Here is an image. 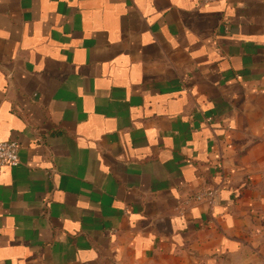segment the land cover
<instances>
[{"label": "crops", "instance_id": "0c3cea01", "mask_svg": "<svg viewBox=\"0 0 264 264\" xmlns=\"http://www.w3.org/2000/svg\"><path fill=\"white\" fill-rule=\"evenodd\" d=\"M0 140V264H264V0H0Z\"/></svg>", "mask_w": 264, "mask_h": 264}, {"label": "built area", "instance_id": "2783aa9c", "mask_svg": "<svg viewBox=\"0 0 264 264\" xmlns=\"http://www.w3.org/2000/svg\"><path fill=\"white\" fill-rule=\"evenodd\" d=\"M222 0H201L206 5ZM20 144L15 140H0V172L5 166L16 167L20 164ZM220 193L219 187H205L193 194L190 200L204 201L213 205L217 202Z\"/></svg>", "mask_w": 264, "mask_h": 264}]
</instances>
